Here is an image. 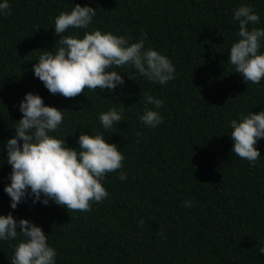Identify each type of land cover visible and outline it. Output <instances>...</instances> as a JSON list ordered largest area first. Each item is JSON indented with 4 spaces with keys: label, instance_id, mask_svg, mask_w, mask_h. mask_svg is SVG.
<instances>
[{
    "label": "trees",
    "instance_id": "16d2710c",
    "mask_svg": "<svg viewBox=\"0 0 264 264\" xmlns=\"http://www.w3.org/2000/svg\"><path fill=\"white\" fill-rule=\"evenodd\" d=\"M74 3L95 8L89 30L133 41L144 34L146 47L171 59L175 78L160 85L118 67L125 83L113 92L51 94L31 67L59 38L53 18ZM241 3L253 6L255 26L264 28V0H9L0 15V149L14 135L19 101L32 91L65 110L53 134L68 146L77 147L79 133L104 131L124 156L127 179H118L119 169L106 174L108 197L87 212L30 200L12 210L3 191L11 166L0 152V214L42 226L57 264H264V138L250 166L231 153L228 135L231 119L264 109V79L247 84L227 62L238 31L232 10ZM144 93L163 101L156 128L138 120ZM110 107L123 109V119L103 130L98 113ZM14 244L0 241V264H10Z\"/></svg>",
    "mask_w": 264,
    "mask_h": 264
},
{
    "label": "clouds",
    "instance_id": "9594fccd",
    "mask_svg": "<svg viewBox=\"0 0 264 264\" xmlns=\"http://www.w3.org/2000/svg\"><path fill=\"white\" fill-rule=\"evenodd\" d=\"M8 10L9 0H0V15ZM95 15L92 6L74 3L70 10L60 11L53 18L54 33L59 37L52 48L55 51L41 50L31 67L51 94L72 98L85 89L113 92L125 83L124 75L114 70L118 67L131 66L137 75L160 85L175 78L171 59L158 49L146 47L144 34L133 41L131 36L112 30H89ZM232 20L238 31L227 62L244 82L259 84L264 79V28L255 26L260 23L259 13L251 4L241 3L233 8ZM71 30L83 32L81 35ZM141 99L144 108L138 115L139 122L156 128L163 122V101L148 93ZM18 110L21 117L12 127L14 135L0 149L11 166L3 191L10 198L12 210L30 200L33 205L52 202L67 210L87 212L93 203L108 197L103 186L106 174L119 169L118 179H127L122 167L124 156L117 144L108 142L104 131L79 133L77 147H70L65 137L53 134L62 125L65 110L45 104L43 97L32 91L24 93ZM122 119L123 109L116 107L98 113L103 130ZM228 127L231 153L255 166L260 157L256 145L264 138V109L241 113L228 122ZM183 205L192 207L193 202L185 200ZM0 241H15L10 264H57V250L42 226L27 218L17 219L11 211L0 214ZM258 253L264 254V243Z\"/></svg>",
    "mask_w": 264,
    "mask_h": 264
}]
</instances>
